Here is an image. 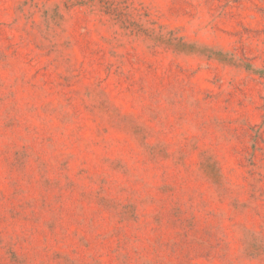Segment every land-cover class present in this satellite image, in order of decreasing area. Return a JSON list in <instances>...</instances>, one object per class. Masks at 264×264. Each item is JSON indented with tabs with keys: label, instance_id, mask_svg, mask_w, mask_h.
Masks as SVG:
<instances>
[{
	"label": "rangeland",
	"instance_id": "1",
	"mask_svg": "<svg viewBox=\"0 0 264 264\" xmlns=\"http://www.w3.org/2000/svg\"><path fill=\"white\" fill-rule=\"evenodd\" d=\"M0 264H264V0H0Z\"/></svg>",
	"mask_w": 264,
	"mask_h": 264
}]
</instances>
